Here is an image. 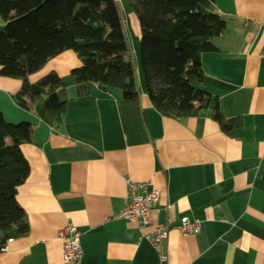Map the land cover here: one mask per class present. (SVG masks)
Masks as SVG:
<instances>
[{"label": "crops", "instance_id": "0c3cea01", "mask_svg": "<svg viewBox=\"0 0 264 264\" xmlns=\"http://www.w3.org/2000/svg\"><path fill=\"white\" fill-rule=\"evenodd\" d=\"M213 9L226 30L200 63L222 115L241 119L229 134L209 109L179 120L163 117L140 76L139 115L119 92L95 84L77 96L70 71L80 62L70 51L29 78L52 71L63 78L57 96L66 111L59 129L38 118L37 104L21 107L20 82L0 75L4 119L32 125L31 141L21 146L29 173L16 193L29 231L6 243L0 264H72L57 238L66 223L80 232L79 264H264V0H213ZM121 13L135 52L138 21ZM126 179L159 192L160 215L151 225L138 229L115 218L125 206ZM183 217L199 221V231L182 236L171 229L158 247L142 237Z\"/></svg>", "mask_w": 264, "mask_h": 264}, {"label": "trees", "instance_id": "16d2710c", "mask_svg": "<svg viewBox=\"0 0 264 264\" xmlns=\"http://www.w3.org/2000/svg\"><path fill=\"white\" fill-rule=\"evenodd\" d=\"M139 24L138 60L144 93L163 117L179 120L209 109L212 119L229 134L242 125L225 118L217 97L204 86L200 57L216 50L214 39L226 30L214 12L213 0H120ZM0 75L20 82L18 104L38 105V118L59 129L66 111L57 91L63 78L49 72L30 77L64 52L80 65L70 71L77 96L89 84L104 92L117 91L139 115L140 88L129 42L116 0H0ZM29 122L8 123L0 112V253L6 243L25 237L29 227L16 193L29 167L21 146L29 143Z\"/></svg>", "mask_w": 264, "mask_h": 264}, {"label": "built area", "instance_id": "2783aa9c", "mask_svg": "<svg viewBox=\"0 0 264 264\" xmlns=\"http://www.w3.org/2000/svg\"><path fill=\"white\" fill-rule=\"evenodd\" d=\"M260 57L264 59V44L260 51ZM125 184V206L115 218L133 223L138 229L151 225L154 217L160 215V210L157 208L159 192L147 183H137L126 179ZM171 229L177 230L182 236H188L199 231L200 222L183 217L174 226L158 224L149 234L142 237L153 247H158L167 240ZM79 237L80 232L70 223H66L58 231L57 238L63 242V258L68 263L79 264L83 256ZM161 260L163 261L164 257Z\"/></svg>", "mask_w": 264, "mask_h": 264}, {"label": "rangeland", "instance_id": "374dc122", "mask_svg": "<svg viewBox=\"0 0 264 264\" xmlns=\"http://www.w3.org/2000/svg\"><path fill=\"white\" fill-rule=\"evenodd\" d=\"M119 6H120V10L123 12L124 16H125V13L127 14L129 11L127 9V7L125 6V4L123 2H120L119 3ZM135 40V37L133 36L132 37V41ZM132 41H130L129 43V49H128V53H127V58H129L133 64H134V70H135V73H136V77L137 76H140L141 77V73H140V67H139V60H138V48L136 49V51L134 52L133 51V43ZM139 42V40H138ZM33 105H31L30 107L32 108Z\"/></svg>", "mask_w": 264, "mask_h": 264}]
</instances>
